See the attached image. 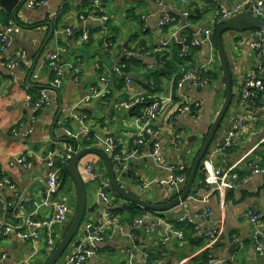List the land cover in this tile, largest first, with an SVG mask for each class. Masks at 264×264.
Listing matches in <instances>:
<instances>
[{
	"label": "crops",
	"instance_id": "0c3cea01",
	"mask_svg": "<svg viewBox=\"0 0 264 264\" xmlns=\"http://www.w3.org/2000/svg\"><path fill=\"white\" fill-rule=\"evenodd\" d=\"M218 1L228 10L245 0ZM47 2V5L34 8H28L23 3L17 9L19 31L11 34L9 46L0 54V174L13 185L12 189L0 188V229H3L1 217L5 204L13 209L28 188L15 211L16 216L27 217L25 225L21 219L13 218L12 211L6 216V222L13 228L7 234L0 235V264H45L52 252L53 247L48 246L43 231L40 230V237L36 241L22 240L17 233L28 231L31 222L49 216L51 207L43 204L47 188L40 178L46 181L49 160L60 158L65 147L71 144L69 140L73 138L66 133V129L71 134L78 132L79 112L87 116L86 125L90 129L88 137L93 141L86 146L103 149L97 141L98 137L113 136L117 144L116 153L131 156L125 162L126 165H132L131 176H119L123 187L153 203H162L181 193L185 182L178 187L166 183L170 172L149 155V146L135 143L132 111L116 106L125 98L128 100L143 94L141 78L129 74L123 83L109 84L107 93L92 97L86 104H77L85 96L91 95L94 89H104L98 81L99 77L119 63L127 55L126 52H132L138 39H144L145 45L151 47L162 38L157 29L162 10L167 9L175 17L181 18L182 25L186 23L187 27L194 30L211 28L218 12L216 6L207 0H98V15H106L108 19L104 25L90 15L91 10H88V17H81L87 12L84 6L86 0ZM184 11L190 14L188 21L187 16H183ZM11 22L14 20L10 19L7 24L0 22V33ZM48 23L53 31L46 40L50 31ZM66 28L81 31V34L67 35L64 32ZM82 32L88 33L86 40ZM132 36L135 39L129 40ZM222 37L231 72L232 100L211 142L206 161L212 167H228L244 158L237 165V171L241 177L248 175L249 179L228 191L222 204L216 195L208 194V186L203 181L205 171L202 170L203 179L194 178L192 190L181 205L169 211L145 212L142 224L137 228H133V223L121 221L120 214L114 208L125 202L118 199L116 204L112 203L115 197L109 187L107 193L115 223L106 227V237L97 244V253L84 264H123L128 260L134 264H198L202 263L204 257L214 258L219 261L217 264H264V256L259 255L253 247L254 229L245 216L249 209L260 213L264 228V172L252 174L254 165H264V94L258 104L251 103L248 108L239 103L241 82L250 70L264 65V50L250 47V31H226ZM243 37L247 41L239 42ZM126 44L130 50L126 49ZM58 46L65 48L60 54V60L65 65L63 83L57 93H53L51 104L35 114L27 105L28 90L42 88L51 80L53 73L43 60L48 51H56ZM200 46L195 57L197 65L205 63L209 56L207 46ZM18 51L25 53L21 59L23 64L17 63L15 67L8 68L6 63L16 58ZM135 51L138 52L135 57L143 58L138 47ZM144 59L147 68L155 70V61ZM97 65L102 68L101 73ZM34 72H38L37 78H33ZM162 83L163 90L155 95H163L171 90L172 78H163ZM184 91L189 99L198 103L197 117L182 115L168 121L160 116L155 127L159 129V153L164 162L189 168L201 147L195 146V140L201 139L202 143L224 99L222 74L204 89L185 88ZM60 105L62 108L58 112ZM235 119H240L244 127L233 136L231 145L219 149ZM177 134L179 143L175 144ZM184 134L187 139L184 137L182 140ZM83 139H79L78 148L85 147L82 145ZM21 158L23 161L19 162ZM111 158L114 159L113 156ZM100 159L96 154L89 153L80 160L78 167L85 187L95 183L87 180L86 164L98 167ZM97 177L96 186H90L87 191L89 211L85 213L81 230L69 245L64 264H67L75 242L84 236L85 223L97 220L106 212L107 208L96 195L100 181V177ZM58 196L68 199L69 219L75 212L76 200L78 202L71 177H66L65 182H62L54 197ZM207 208L211 212L208 220L203 217ZM186 213L193 219L194 224H191L196 232L193 236L188 234L182 237L177 232L182 234L181 230H185L184 226L189 223L181 220ZM65 225L67 223L56 224L52 228L54 242L62 237ZM208 230L216 235L214 240L205 236ZM158 250L161 257L149 263L147 254Z\"/></svg>",
	"mask_w": 264,
	"mask_h": 264
},
{
	"label": "built area",
	"instance_id": "2783aa9c",
	"mask_svg": "<svg viewBox=\"0 0 264 264\" xmlns=\"http://www.w3.org/2000/svg\"><path fill=\"white\" fill-rule=\"evenodd\" d=\"M95 5L92 10L91 16H94L96 21L100 23H105L107 21L106 15L97 16L98 13V0H88ZM214 4L217 8V15L213 21L211 28H203L195 30L192 35L193 39L191 45H206L208 48L209 56L205 63L196 64L194 67L185 71L176 84H171V90H168L166 94L155 95L151 97H144L143 95H136L131 98L121 100L117 103V107L123 108L125 110L132 111V124L134 127V137L135 143L138 146H149L151 148L150 156L155 159L159 164H162L170 172V177L166 181L169 185H174L178 187L180 183H184L186 178L184 175H178L175 171L181 170L183 167L177 166L172 163H165L162 156L160 155V144L158 141L159 129L155 127V122L160 116H164L168 121H173L182 115H190L191 117H197L199 114V105L197 102H193L185 94V88L188 89H204L209 85V81L206 77L201 75L202 70L211 69L216 71L218 68V63L216 59V46L213 36V29L226 22L233 15L247 11L255 16L259 17L264 21V0H245L241 5L235 6L233 9H225L218 0H207ZM25 5L28 8H34L41 5H47V0H25ZM1 8V7H0ZM54 15L56 13H53ZM171 13L164 9L160 14L157 22L158 32L162 35V38L151 47L152 52H160L165 50L168 46L173 43L181 45L180 51L178 52L179 58L186 57L189 51V44L186 43L184 37L179 36L178 32L185 27L186 23L183 25L175 27L172 31L168 33L164 32V27L168 22L173 21ZM188 12L184 11L183 16H188ZM84 18L83 16H81ZM19 31V25L17 23L11 22L2 33H0V54H2L5 49L10 44V36L12 33ZM250 31V41L249 45L252 49L264 50V29L249 30ZM64 32L67 35L72 34V30L66 28ZM88 33H83V39H87ZM247 40L245 37L240 39L239 42L245 43ZM65 51V48L58 46L56 51H48L44 57L43 63L47 65L53 73L51 80L48 84L38 90V98L33 101L31 95L27 96V105L33 111L37 112L40 109L51 104L53 93H57L58 89L63 83L65 76V65L60 60V54ZM126 56H131L133 53L128 51ZM25 53L23 51H18L16 53V58L11 59L6 63L8 68H13L17 64V60L22 59ZM42 65V63H41ZM125 67L124 63H116L111 68L107 70V73L101 75L98 79L99 83L104 87V89H94L91 95L85 96L77 104H86L90 101L92 97H99L102 94L108 92L107 86L111 82L112 74L122 73V69ZM100 68V65H97ZM264 65L260 66L258 69L250 70L240 86V97L239 103L242 107H247L257 99L260 93L264 92ZM38 77V72L33 73V78ZM127 80V79H126ZM128 81V80H127ZM78 106V107H79ZM77 107V108H78ZM86 114L84 112H79L77 119L79 121L78 132L71 134V132L66 129V133L70 135L76 141H79L82 137L88 139L90 134V129L86 125ZM63 123L65 120L63 119ZM244 127L243 122L240 119H235L227 132V137L223 141L222 146L219 149H225L232 143V138L235 136L240 129ZM179 134L175 136L174 143H179ZM98 143L102 144L103 150L113 156L114 159L125 163L131 157L130 155H122L116 153L117 144L113 136L98 137ZM74 151V147L68 144L65 147V151L61 156L63 163L68 162L71 153ZM244 158L240 159L238 162L230 165L228 167H212L206 163L204 172V182L208 186L209 195L214 194L219 198L220 203L224 204L226 199V194L231 189L237 187L241 182H246L249 179L248 175L243 177L237 171V165ZM23 159H19L22 162ZM48 165L50 169L46 176V199L43 204L50 205L51 212L48 217L39 219L37 221L31 222V228L28 231L18 232V236L25 241H36L40 237V232L43 231L46 236V241L48 246L53 247V233L52 228L56 224H65L68 221V215L70 212L68 199L65 196L54 197L56 194V189L60 181V170L54 165V160H49ZM252 169V174L264 172V165H254ZM85 175L88 182H97V176L100 177L99 185L96 188V195L98 199L105 205L106 212L101 215L97 220H90L85 223L84 236L77 240L70 252L67 264H84L90 257H93L97 253V244L102 242L106 237L105 229L106 227L112 226L115 223L114 214L111 210V199L107 193V189L110 187L109 178L102 176L98 167L92 164H86ZM8 187L13 188L5 176L0 174V188ZM184 202V201H183ZM182 202V203H183ZM180 203V205L182 204ZM211 215L210 210L207 208L203 213V217L208 220ZM245 216L253 226V247L255 251L264 256V228L261 225V214L249 209L245 212ZM182 221H188L193 223V219L189 217L188 213L181 217ZM142 218L136 219L133 222V228H137L142 224ZM3 229H0L1 234H7L11 231L10 228L5 227L1 224ZM41 230V231H40ZM179 236H182L180 232H177ZM205 236L210 237L212 240L216 238L214 232L208 230L205 232ZM219 261L212 257H208L205 262L198 264H217ZM123 264H134L132 260H128ZM221 264H226L221 262Z\"/></svg>",
	"mask_w": 264,
	"mask_h": 264
},
{
	"label": "water",
	"instance_id": "95a60500",
	"mask_svg": "<svg viewBox=\"0 0 264 264\" xmlns=\"http://www.w3.org/2000/svg\"><path fill=\"white\" fill-rule=\"evenodd\" d=\"M23 3L24 0H0V7L8 13H12L14 16H16L17 9L21 5H23ZM48 25L50 26V31L46 37V40L50 38L53 31L50 23H48ZM256 29H264V21H262L259 17L255 16L250 12L242 11L233 15L226 22L217 26L214 30V41L224 83V99L207 133L204 134L205 136L202 140L201 147L199 148L191 165V172L187 177L182 191L181 193H179V195H176L171 199H165L162 203H153L151 201H148L144 197L132 193L127 188L123 187L119 182V176H131V163L126 165L123 162H120L116 159H112L109 154H107L103 149L99 147L85 146L82 148H78L77 146H74V151L71 153L65 168L67 173L73 180L78 202L72 220L67 225L65 233L59 239L58 243L50 253L45 264H56L57 260L61 257L63 252L72 243L79 229L82 228L85 213L89 211V207L87 206V190L78 167L80 160L89 153L96 154L104 161L107 168L110 183L109 189L112 188L124 201L133 202L142 208L162 212L169 211L186 200L193 187L196 172L205 170L207 163L206 157H208L207 154L210 153L211 142L213 141V138L216 135L223 118L226 116V113L232 100L231 72L225 48L223 45V33L226 31H235L238 33ZM45 43H43V46L45 45ZM178 48H181L180 44H178ZM17 63L18 65H22L23 61L19 59L17 60ZM31 72L32 70L30 71V73ZM61 108L62 106L60 105L58 112H60ZM40 180L43 183L44 187L47 188L46 181L43 178H40ZM62 182L63 177L60 179L56 191L60 189ZM27 190L28 188L22 193L20 199L18 200L16 206L13 207V209L9 208L7 203L5 204L3 215L1 217V224L3 226L11 229L13 228L10 224L6 222V216L9 211H12L13 218L21 219L23 225H25L27 217L25 215L16 216L15 211L19 205V202L22 201L25 197ZM37 264H42V262H37Z\"/></svg>",
	"mask_w": 264,
	"mask_h": 264
},
{
	"label": "trees",
	"instance_id": "16d2710c",
	"mask_svg": "<svg viewBox=\"0 0 264 264\" xmlns=\"http://www.w3.org/2000/svg\"><path fill=\"white\" fill-rule=\"evenodd\" d=\"M156 1H161V0H156ZM90 3H92V2H90L88 0H86V3L84 2V6H86V8H87V12H84L83 15H81V16L88 17L87 15H88L90 10H91L90 13H92V10L94 9V7ZM98 14L99 13H96L97 16H98ZM188 14H189V12H188ZM171 17H173V21L168 22L164 27V32H166V33H168L169 31H172L175 27L182 25V23H183L181 18L175 17L174 15H171ZM189 17H190V14L186 17L187 21H188ZM10 19H13L15 22H17L16 16H14L12 13H8L3 8H0V22L2 24H7V22ZM106 22L104 23V25H106L108 23V22L107 23ZM216 27H215V29H216ZM194 33H195L194 29H192L190 27H185L179 34V36L184 37L186 40V43L189 44L190 53L184 58H179L177 55L178 52L180 51L177 43L171 44L165 50H162L160 52H152V49H151L152 46L151 47L146 46L144 39H138L137 44H135V47L133 49L129 48L128 44H126V47H127L126 49L127 50L131 49L133 54L131 56H125L124 55L120 59L119 63H124L125 67L122 69V73H120V74L113 73L112 74L110 85H112L113 82L114 83H123L125 80V77L127 75L136 74L139 78H141L142 87L144 90L142 95L144 97H151V96L159 93L160 91H162L163 90V83H162L163 78H165V79H168V78L171 79L172 78L173 84L175 85L176 82L180 79L181 75L185 71H187L188 69H190L196 65V61H195L196 53L201 46L200 45L193 46L190 44L192 39H193L192 35ZM239 33H241V32H239ZM79 34H81V31H77L75 29L72 30V34H71L72 36H74V35L78 36ZM133 36L136 37L135 34ZM133 36L131 38H129V40H132V38H134ZM100 43H101V41H100ZM136 47H138L139 53L141 55H144L143 58L135 57L136 55L138 56V52L135 51ZM144 58H151L155 61V67H156L155 70L147 68V62L145 61ZM99 71L101 73L102 68H99ZM220 74H221V69L219 66H218L216 71L208 69V70H202V72H201V75L203 77H206L208 79L209 83L212 82L213 80H215L217 78V76H219ZM38 90H39L38 88H29V90H28L29 95H31L33 101H35L38 98ZM263 94H264V92L260 93L258 95L257 99H255L253 101V103L255 102L258 104V102L260 101L261 96ZM42 109L35 112V114H38ZM69 142L73 145V147L77 146L79 144V142L74 140V139H70ZM92 142L93 141L90 138L89 139H83L82 145L86 146V145L91 144ZM116 152H117V149H116ZM66 164H67V162L63 163L61 157L57 158L54 161V165L57 168H59V170H60V179L63 177V182H65L66 177H70V175L67 173L66 168H65ZM105 166L106 165H105L104 161L100 159L99 164H98V169L101 172L102 176L108 178V172H107V168ZM190 172H191V166L189 168L183 167L181 170L177 169L175 171V173L178 175H184L186 179L189 176ZM197 178L203 179L202 171L196 172L195 179H197ZM203 181H204V179H203ZM110 191L112 192V194L115 197V200L112 203L116 204V202H117L116 200H118V199L124 201L112 188L110 189ZM76 202H77V200H76ZM76 202H75V206H74V211L76 210ZM124 202L125 203L123 205L117 206L114 209L117 213L120 214L121 221L123 223L125 222L126 224L132 225L133 221L136 219H139V218L141 219L142 215L145 212H153V213L156 212V211L151 210V209L142 208L133 202H127V201H124ZM72 217H73V215L71 214V216L68 219L67 225L72 220ZM84 218H85V216H84ZM67 225H65V227L61 233L62 236L66 231ZM184 227H185V230H181L182 235L184 237H186L188 234H190L191 236H193L195 234L196 230L194 229V227L191 223H188L187 226H184ZM58 241H59V239L55 240L52 250L54 249V247L56 246ZM43 251H46V250H43ZM64 253H65V251L63 252V254ZM147 256L149 259L147 261L149 263L151 261L158 260L161 257L159 250L156 252H150L149 254H147ZM207 259L208 258L204 257V259H202L201 262H205Z\"/></svg>",
	"mask_w": 264,
	"mask_h": 264
},
{
	"label": "rangeland",
	"instance_id": "374dc122",
	"mask_svg": "<svg viewBox=\"0 0 264 264\" xmlns=\"http://www.w3.org/2000/svg\"><path fill=\"white\" fill-rule=\"evenodd\" d=\"M216 59H217V61L219 62V60H218V56H217V53H216ZM222 103V102H221ZM221 105V104H220ZM227 115V114H226ZM184 137H185V139H187V137L185 136V134L182 136V140H184ZM201 139H196L195 140V146L197 147V146H201ZM96 184H97V182H95V183H93V184H90V185H86V189H87V191H88V189H89V187L90 186H96ZM66 190V187L64 186L63 187V191H65ZM88 193V192H87ZM66 197V196H65ZM81 229H79V231H80ZM78 231V232H79ZM75 237H76V235H75ZM75 237H74V239H75ZM74 239H73V241H74ZM68 248L69 247H67V249L65 250V253L57 260V262H56V264H64V256L66 255V253H67V251H68Z\"/></svg>",
	"mask_w": 264,
	"mask_h": 264
}]
</instances>
